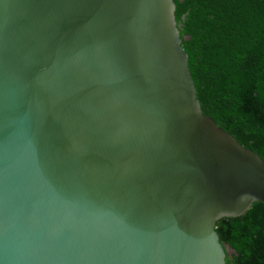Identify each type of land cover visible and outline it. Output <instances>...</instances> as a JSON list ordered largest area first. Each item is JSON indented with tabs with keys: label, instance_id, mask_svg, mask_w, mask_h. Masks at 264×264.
<instances>
[{
	"label": "water",
	"instance_id": "obj_1",
	"mask_svg": "<svg viewBox=\"0 0 264 264\" xmlns=\"http://www.w3.org/2000/svg\"><path fill=\"white\" fill-rule=\"evenodd\" d=\"M173 0H0V264H225L264 162L201 112Z\"/></svg>",
	"mask_w": 264,
	"mask_h": 264
},
{
	"label": "trees",
	"instance_id": "obj_2",
	"mask_svg": "<svg viewBox=\"0 0 264 264\" xmlns=\"http://www.w3.org/2000/svg\"><path fill=\"white\" fill-rule=\"evenodd\" d=\"M201 112L264 162V0H173ZM225 264H264V204L216 222Z\"/></svg>",
	"mask_w": 264,
	"mask_h": 264
},
{
	"label": "rangeland",
	"instance_id": "obj_3",
	"mask_svg": "<svg viewBox=\"0 0 264 264\" xmlns=\"http://www.w3.org/2000/svg\"><path fill=\"white\" fill-rule=\"evenodd\" d=\"M227 252H228V253H231V249H230V248H227Z\"/></svg>",
	"mask_w": 264,
	"mask_h": 264
}]
</instances>
